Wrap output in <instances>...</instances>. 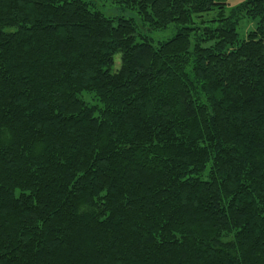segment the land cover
<instances>
[{
	"label": "trees",
	"instance_id": "16d2710c",
	"mask_svg": "<svg viewBox=\"0 0 264 264\" xmlns=\"http://www.w3.org/2000/svg\"><path fill=\"white\" fill-rule=\"evenodd\" d=\"M107 1L0 0V264H264V0Z\"/></svg>",
	"mask_w": 264,
	"mask_h": 264
},
{
	"label": "rangeland",
	"instance_id": "374dc122",
	"mask_svg": "<svg viewBox=\"0 0 264 264\" xmlns=\"http://www.w3.org/2000/svg\"><path fill=\"white\" fill-rule=\"evenodd\" d=\"M88 2H93L95 4V8L99 11L103 12L108 17L121 16L124 18L133 19L137 24L139 23L137 16L133 12H126L121 14L119 12V8L113 5L110 1L107 0H83ZM246 0H224V16H229L230 12L234 9L245 3ZM220 10L213 8L212 11L202 14L199 18H194L195 25L202 27H210L215 28L219 25L217 20L220 19L219 16ZM256 21L243 18L238 21V25L236 26V31L238 34L239 40H244L246 34L250 31H253L255 28ZM139 26V24H138ZM177 28L174 25H170L167 29L162 31H147L140 28L139 32L141 34L146 35L153 43L166 41L173 37ZM118 62V57L115 58ZM116 62V63H117ZM84 99L91 105H94V102L90 100V96L84 94Z\"/></svg>",
	"mask_w": 264,
	"mask_h": 264
}]
</instances>
